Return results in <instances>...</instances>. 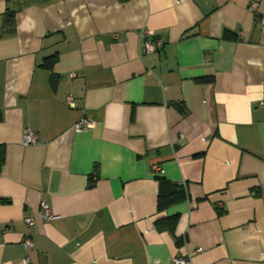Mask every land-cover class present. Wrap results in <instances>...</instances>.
Returning a JSON list of instances; mask_svg holds the SVG:
<instances>
[{
  "label": "crops",
  "instance_id": "0c3cea01",
  "mask_svg": "<svg viewBox=\"0 0 264 264\" xmlns=\"http://www.w3.org/2000/svg\"><path fill=\"white\" fill-rule=\"evenodd\" d=\"M0 147V264H264V0H0Z\"/></svg>",
  "mask_w": 264,
  "mask_h": 264
},
{
  "label": "built area",
  "instance_id": "2783aa9c",
  "mask_svg": "<svg viewBox=\"0 0 264 264\" xmlns=\"http://www.w3.org/2000/svg\"><path fill=\"white\" fill-rule=\"evenodd\" d=\"M248 8L251 11H255L257 9V2L251 1L248 5ZM140 35H141V50L143 53H152V52H155L161 49L162 42L159 39L154 38L153 32L151 30L144 29L141 31ZM73 74L74 73H72L71 75ZM67 100L69 104H72L71 97H68ZM91 125H92V121L86 118L80 119L76 124L77 127H81V128H87V127H90ZM37 141H38V136L34 131L30 129H26L24 131L22 135L23 144L25 145L34 144V143H37ZM151 169L153 171H161L157 163H151ZM39 214L41 218L45 220H50V219H54L57 217L55 214L52 213L50 207L45 201L40 202ZM24 222L30 228H32L34 225V220L32 217H25ZM22 245L24 248H29L32 246V241L29 235L25 236L22 242ZM199 251H201L200 247H197L193 250L194 253L199 252ZM24 261H27V257L24 258ZM189 263H190V256H185V257L184 256H173L171 257V261H170V264H189Z\"/></svg>",
  "mask_w": 264,
  "mask_h": 264
},
{
  "label": "trees",
  "instance_id": "16d2710c",
  "mask_svg": "<svg viewBox=\"0 0 264 264\" xmlns=\"http://www.w3.org/2000/svg\"><path fill=\"white\" fill-rule=\"evenodd\" d=\"M12 22H13L12 12L6 13L5 23L11 26ZM225 35H228V34H225ZM55 57L56 56H51V57L45 58V60L46 59L54 60ZM46 63L44 62L43 64L45 67H46ZM205 79L207 78H203L202 80H205ZM2 154H3V150L0 147V164L2 162ZM185 198H186V192L182 184L172 182L163 177L158 178V194H157V204H156L157 209L160 210V209L166 208L172 203L179 202L181 200H184ZM177 219H178V214H174L172 216H168L166 218L160 219L156 222L157 228L160 230L165 229V230H169L173 232ZM180 242H181V238L177 237V244H179Z\"/></svg>",
  "mask_w": 264,
  "mask_h": 264
}]
</instances>
